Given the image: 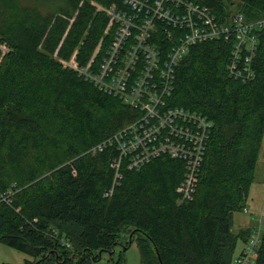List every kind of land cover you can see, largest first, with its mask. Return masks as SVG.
Returning a JSON list of instances; mask_svg holds the SVG:
<instances>
[{"label": "trees", "instance_id": "obj_1", "mask_svg": "<svg viewBox=\"0 0 264 264\" xmlns=\"http://www.w3.org/2000/svg\"><path fill=\"white\" fill-rule=\"evenodd\" d=\"M201 1L220 22L264 17V0ZM113 5L126 7L0 0V42L9 47L0 51V243L32 257L24 264H93L126 231L139 264H234L259 229L233 226L247 208L264 140V26L253 78L230 74L232 37L193 45L176 70L167 104L210 123L185 197L187 160L168 149L131 167L133 152L122 154L115 136L140 110L80 73L99 70L115 34L105 10ZM178 32L166 26L155 36L173 41ZM261 227L255 264H264V219Z\"/></svg>", "mask_w": 264, "mask_h": 264}, {"label": "built area", "instance_id": "obj_2", "mask_svg": "<svg viewBox=\"0 0 264 264\" xmlns=\"http://www.w3.org/2000/svg\"><path fill=\"white\" fill-rule=\"evenodd\" d=\"M122 1L125 8L113 5L105 9L110 16L107 31L115 27V34L99 70L92 73L85 67L80 68V73L140 110L139 119L115 136L122 154L133 152L131 167H140L169 149L173 157L187 160V172L179 189L185 197H191L210 123L203 116L169 106L165 97L172 92L176 70L190 48L217 38L232 37L234 41L230 74L236 79L253 78L258 31L264 26V17L248 22L237 13L228 23L220 22L201 0ZM166 26L180 29L177 40L164 41L155 36ZM168 34L172 36L170 30ZM101 46L102 41L96 53ZM8 50V45L0 42L1 53ZM68 64L75 66L73 62ZM262 224L261 217L259 229L234 258V264H249L253 260L261 241Z\"/></svg>", "mask_w": 264, "mask_h": 264}, {"label": "rangeland", "instance_id": "obj_3", "mask_svg": "<svg viewBox=\"0 0 264 264\" xmlns=\"http://www.w3.org/2000/svg\"><path fill=\"white\" fill-rule=\"evenodd\" d=\"M247 206L249 207L248 211L244 209L243 212H236L234 214V231H238V227L246 223L249 226L254 224L258 227L260 218L264 219V140L257 163L256 178L250 189ZM121 235V242L118 243L114 252L112 254L104 252L102 257L94 261L93 264H115V261H118L120 258H122L123 264H139L141 262V252L136 239L126 248L125 241L128 237V232L123 231ZM242 243L243 239H240L238 242L239 247H241ZM122 251L124 252L122 253ZM27 259H32V257L11 246L0 243V264H24ZM249 264H255V257H253V260Z\"/></svg>", "mask_w": 264, "mask_h": 264}, {"label": "crops", "instance_id": "obj_4", "mask_svg": "<svg viewBox=\"0 0 264 264\" xmlns=\"http://www.w3.org/2000/svg\"><path fill=\"white\" fill-rule=\"evenodd\" d=\"M247 208L249 209V207L247 206ZM253 219V218H252ZM254 220V219H253ZM249 227H255V225L253 224L252 226H249L247 223L241 227H238V230H240L241 228H249Z\"/></svg>", "mask_w": 264, "mask_h": 264}, {"label": "water", "instance_id": "obj_5", "mask_svg": "<svg viewBox=\"0 0 264 264\" xmlns=\"http://www.w3.org/2000/svg\"><path fill=\"white\" fill-rule=\"evenodd\" d=\"M129 243L131 244L132 243V238H131V235H130V238H129ZM114 251V250H113ZM113 251H111L110 253L112 254L113 253ZM102 253H103V251L102 250H100L99 251V258H101V256H102ZM162 264H163V262H162Z\"/></svg>", "mask_w": 264, "mask_h": 264}]
</instances>
